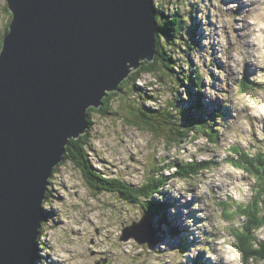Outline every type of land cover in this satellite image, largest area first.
Listing matches in <instances>:
<instances>
[{"label":"clouds","instance_id":"obj_1","mask_svg":"<svg viewBox=\"0 0 264 264\" xmlns=\"http://www.w3.org/2000/svg\"><path fill=\"white\" fill-rule=\"evenodd\" d=\"M150 5V53L124 60L48 166L33 264H264V0ZM0 12L3 56L13 0ZM192 93L206 111L185 123ZM153 200L177 236L134 229Z\"/></svg>","mask_w":264,"mask_h":264},{"label":"water","instance_id":"obj_2","mask_svg":"<svg viewBox=\"0 0 264 264\" xmlns=\"http://www.w3.org/2000/svg\"><path fill=\"white\" fill-rule=\"evenodd\" d=\"M13 7L0 56V264H33L48 166L124 60L150 53L153 22L150 0H13ZM134 229L157 239L146 217Z\"/></svg>","mask_w":264,"mask_h":264},{"label":"rangeland","instance_id":"obj_3","mask_svg":"<svg viewBox=\"0 0 264 264\" xmlns=\"http://www.w3.org/2000/svg\"><path fill=\"white\" fill-rule=\"evenodd\" d=\"M4 23H5V20H4L3 13L0 12V24H4ZM196 30H197L196 29V26L194 25L193 29L191 30L192 31V38H193L194 41H195V33H196ZM194 94H197V93H194ZM201 98H202V96H201ZM201 104H202V109L201 110H199V111L198 110L193 111L195 113V115L201 116L203 114V112L206 111L205 106L202 103V100H201ZM190 105H191V100H190V102L188 104V107H186L184 109L187 112L186 114H188L191 111V109L189 108ZM164 203H165V205L163 207L164 208V210H163L164 213L163 214L167 218V220H169V216H168V207H169V204H168L167 201L164 202ZM44 215H46V213H44ZM162 220H163V217H162ZM156 222H157V219H155L154 223H156ZM161 226H167V228H168V235H170V236L175 237V236H177L179 234V228H178V226L175 225V224H173L171 221H169V223H167L166 225L165 224L164 225H159L158 228H156L155 231H156V234H157V239L159 238L158 236L160 235V232H161ZM36 257H37V254H36Z\"/></svg>","mask_w":264,"mask_h":264},{"label":"trees","instance_id":"obj_4","mask_svg":"<svg viewBox=\"0 0 264 264\" xmlns=\"http://www.w3.org/2000/svg\"><path fill=\"white\" fill-rule=\"evenodd\" d=\"M9 24V23H8ZM8 24H7V26H8ZM7 30H8V27H7ZM194 33V32H193ZM192 96V101H191V105H190V107L189 108H195V107H199V103H200V95L199 94H194V93H192L191 94ZM187 112L184 110V112H183V116H184V119H186L188 122L187 123H189V122H191V121H193V120H196V119H199V117L198 116H196V115H194V114H190V115H188V114H186ZM164 205H165V203H161V202H159V201H156V200H153L151 203H150V205H149V210H148V212L146 213V215H145V217L147 218V219H153V221H155V217H156V214L157 213H159L160 212V214L162 215V217H163V221H165L164 220V212H163V210H164ZM160 222H162V220L160 221ZM157 223H159V221L157 222Z\"/></svg>","mask_w":264,"mask_h":264},{"label":"bare ground","instance_id":"obj_5","mask_svg":"<svg viewBox=\"0 0 264 264\" xmlns=\"http://www.w3.org/2000/svg\"><path fill=\"white\" fill-rule=\"evenodd\" d=\"M192 96V95H191ZM201 100H202V98H201V96H200V103H199V107H195V108H190L191 109V111L189 112V114L188 115H190V114H194L195 115V113L193 112V111H195V110H201L202 109V104H201ZM191 101H192V97H191ZM196 116H198V115H196ZM199 118H201L202 117V115L201 116H198ZM184 121H185V123H187L188 121L186 120V119H184ZM164 216V215H163ZM155 219H157V222L159 221V224L157 223H154V221H153V219L151 218V220H152V227H154V228H158V226L159 225H164V224H167V223H169V221L170 220H167V218L164 216V219H165V221H163L162 220V215L160 214V212L159 213H157L156 214V217H155ZM162 220V222H160ZM34 251L36 252V254H37V251H36V247L34 246Z\"/></svg>","mask_w":264,"mask_h":264}]
</instances>
